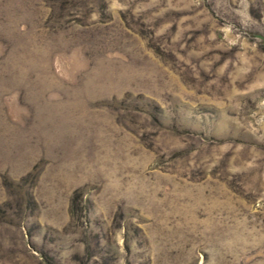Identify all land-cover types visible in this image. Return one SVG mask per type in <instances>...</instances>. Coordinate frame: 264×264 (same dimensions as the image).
Segmentation results:
<instances>
[{"label": "rangeland", "instance_id": "rangeland-1", "mask_svg": "<svg viewBox=\"0 0 264 264\" xmlns=\"http://www.w3.org/2000/svg\"><path fill=\"white\" fill-rule=\"evenodd\" d=\"M0 264H264V0H0Z\"/></svg>", "mask_w": 264, "mask_h": 264}]
</instances>
